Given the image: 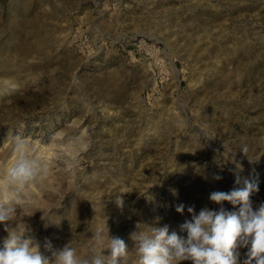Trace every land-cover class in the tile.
<instances>
[{
	"label": "rangeland",
	"instance_id": "374dc122",
	"mask_svg": "<svg viewBox=\"0 0 264 264\" xmlns=\"http://www.w3.org/2000/svg\"><path fill=\"white\" fill-rule=\"evenodd\" d=\"M15 136L48 173L9 223L47 258L69 242L83 258L108 229L138 264L134 233L159 218L186 237L181 225L218 210L210 194L241 187L237 175L258 181L255 210L264 0H0V184ZM8 235L0 224V248Z\"/></svg>",
	"mask_w": 264,
	"mask_h": 264
},
{
	"label": "clouds",
	"instance_id": "9594fccd",
	"mask_svg": "<svg viewBox=\"0 0 264 264\" xmlns=\"http://www.w3.org/2000/svg\"><path fill=\"white\" fill-rule=\"evenodd\" d=\"M13 150L16 158L6 166L3 184L0 190L9 195L0 199V224L9 233L0 248V264H125L129 256L126 242L119 237H109L108 229H98L93 233L92 245L88 254L81 258L69 242L61 250L52 251L51 242L45 247L52 251V257L47 258L40 252V244L32 237H26L24 232L14 231L10 226L17 205H31L33 201L25 199L27 188L42 182L47 176L48 168L40 159L30 154L25 140L20 136L13 138ZM247 156L248 149L240 150ZM255 162L257 160H251ZM216 180L222 179L216 175ZM235 183L241 187L230 191H214L209 199L219 205L218 210L202 209L192 221L181 225L186 231V237L175 231L169 232V226H156L157 218L150 231L136 232L133 239L138 264H181L191 261V264H240L241 248H246V258L243 264H264V203L254 210L251 197L259 191L256 179L243 178L237 175ZM224 202L233 206L239 205V210L228 211ZM122 205L120 196L116 199ZM176 212L183 214L185 205L179 204ZM192 213L193 208L188 207ZM108 255H104V251Z\"/></svg>",
	"mask_w": 264,
	"mask_h": 264
}]
</instances>
